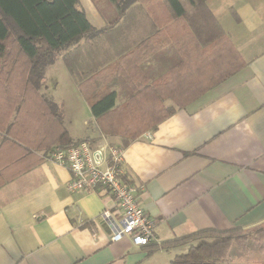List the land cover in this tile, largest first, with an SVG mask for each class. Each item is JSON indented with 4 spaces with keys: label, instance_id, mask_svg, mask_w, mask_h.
<instances>
[{
    "label": "crops",
    "instance_id": "0c3cea01",
    "mask_svg": "<svg viewBox=\"0 0 264 264\" xmlns=\"http://www.w3.org/2000/svg\"><path fill=\"white\" fill-rule=\"evenodd\" d=\"M207 6L246 65L185 106L164 97L163 105L176 106L175 112L135 140L103 135L91 108V119L83 120L87 131L81 133L76 121L86 114L85 102L90 105L64 64L65 52L47 66L41 86L61 107L73 139L124 147V170L140 186V203L155 220L156 243L264 221V0H207ZM79 7L98 29L112 23L94 41L87 36L79 41L85 47L74 60L80 73L110 64L98 86L117 92L116 105L133 90L124 75L153 90L163 79L159 88L164 92L172 45L167 36L155 34L151 12L164 19L170 6L134 0L126 19L115 23L112 5L106 14L101 2L106 16L92 0H79ZM192 76L195 84L201 79ZM3 136L0 132V143ZM12 155L0 154V166ZM37 155L43 161L0 182V264H170L187 251L188 246H178L150 254L148 245H136L130 236L112 241L111 222L119 219L114 197L105 190L71 192L69 169L43 150ZM106 209L110 220L102 217Z\"/></svg>",
    "mask_w": 264,
    "mask_h": 264
},
{
    "label": "trees",
    "instance_id": "16d2710c",
    "mask_svg": "<svg viewBox=\"0 0 264 264\" xmlns=\"http://www.w3.org/2000/svg\"><path fill=\"white\" fill-rule=\"evenodd\" d=\"M102 1L93 0L106 16L101 8ZM132 1L107 0L117 12L114 23L126 16ZM140 1L152 4L158 0ZM162 1L171 8L168 15L159 20L158 12L154 10L155 16L151 14L157 29L155 34L167 36L172 45V63L168 65L165 90L162 92L159 88L163 79L156 82L157 90H153L134 85L131 78L124 75L133 90L128 99L116 105L117 92L104 91L98 86V79L112 66L81 74L74 62L76 53L83 48L78 45L79 41L85 36H101L109 30L111 22L105 28H96L79 7V0H0V132L4 133L0 154L11 152L13 157L15 155L11 162L0 166L2 184L43 161L44 157L37 155V151L48 154L56 147L80 142L70 136L59 104L41 90L47 66L70 46L77 45L65 52L64 64L76 79L103 135L130 140L154 129L175 112L176 106L163 105L164 97L171 96L178 105L185 106L246 65L242 54L207 6V0H186V5L183 0ZM232 13L240 22L238 14ZM193 73L201 77L197 84ZM123 179L136 184L128 172H124ZM250 241L264 254V221L247 228L203 229L147 245L150 254L160 249L188 246L187 251L178 254L170 264H225L233 247L250 253Z\"/></svg>",
    "mask_w": 264,
    "mask_h": 264
},
{
    "label": "built area",
    "instance_id": "2783aa9c",
    "mask_svg": "<svg viewBox=\"0 0 264 264\" xmlns=\"http://www.w3.org/2000/svg\"><path fill=\"white\" fill-rule=\"evenodd\" d=\"M47 157L69 169L68 189L71 192L105 190L114 197L119 219L111 222L112 241L126 236H130L139 246L155 241L156 223L140 203V186L123 179L124 147L110 142L82 140L69 146L56 147ZM111 216L108 209L102 214L107 220Z\"/></svg>",
    "mask_w": 264,
    "mask_h": 264
},
{
    "label": "rangeland",
    "instance_id": "374dc122",
    "mask_svg": "<svg viewBox=\"0 0 264 264\" xmlns=\"http://www.w3.org/2000/svg\"><path fill=\"white\" fill-rule=\"evenodd\" d=\"M184 2L187 3L186 0H184ZM80 5L82 8H84V5L82 4L81 1H80ZM102 5H103V9L105 10L106 14H109L113 10L111 5L107 2V0H103ZM100 13H101V11H100ZM118 19L119 20H121V19L125 20L126 16L125 17L121 16ZM118 19H117V21H119ZM92 21H93V23H95L94 20H92ZM96 28H98V27H96ZM87 37H88V40L94 41L95 39L99 38L100 36H98V37L87 36ZM76 46L75 45L70 46L67 49L60 52V54L62 55L64 52H67L68 50H71V48H75ZM82 49H84V46H83V48H81V50ZM84 107L86 110V114L84 116H81L80 119H78L76 121L77 126H79L81 129V133H84L85 130L87 131L86 126L83 124V120L84 119L89 120L92 117L91 112H90V107L87 105L86 102H85ZM115 144H117V143H115ZM249 245H250V248L252 249L250 251V253H243L242 251L238 250L236 247H233L232 251H231V257L227 262H225V264H263L264 263V254H261L257 251L256 245L252 241L249 242Z\"/></svg>",
    "mask_w": 264,
    "mask_h": 264
}]
</instances>
